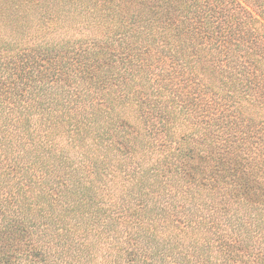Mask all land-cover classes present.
I'll return each instance as SVG.
<instances>
[{"label":"trees","instance_id":"16d2710c","mask_svg":"<svg viewBox=\"0 0 264 264\" xmlns=\"http://www.w3.org/2000/svg\"><path fill=\"white\" fill-rule=\"evenodd\" d=\"M0 264H264V0H0Z\"/></svg>","mask_w":264,"mask_h":264}]
</instances>
